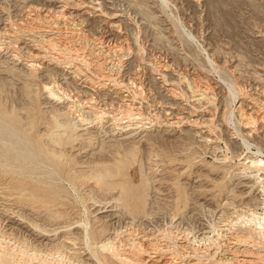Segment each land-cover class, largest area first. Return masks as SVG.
<instances>
[{
  "label": "rangeland",
  "instance_id": "rangeland-1",
  "mask_svg": "<svg viewBox=\"0 0 264 264\" xmlns=\"http://www.w3.org/2000/svg\"><path fill=\"white\" fill-rule=\"evenodd\" d=\"M0 42V118L34 154L0 146V243L86 257L119 230L130 255L162 246L180 264L183 245L264 264L239 242L264 218V172L241 165L263 157L264 125L237 110L264 116V0H0ZM74 101L90 128H74ZM103 169L117 184L92 178Z\"/></svg>",
  "mask_w": 264,
  "mask_h": 264
},
{
  "label": "bare ground",
  "instance_id": "bare-ground-1",
  "mask_svg": "<svg viewBox=\"0 0 264 264\" xmlns=\"http://www.w3.org/2000/svg\"><path fill=\"white\" fill-rule=\"evenodd\" d=\"M60 11V10H59ZM58 12V11H57ZM85 12V11H84ZM40 15V13H39ZM38 17V16H37ZM39 21V20H38ZM39 24V23H38ZM55 24V23H54ZM51 26V25H50ZM114 26V25H113ZM61 36V35H60ZM51 39V37H50ZM1 43V42H0ZM37 45V44H36ZM41 45V44H39ZM41 47V46H40ZM38 48V47H37ZM103 48V47H102ZM33 49V48H32ZM39 49V48H38ZM34 49V56L36 57H42L40 54V49ZM68 49V48H67ZM44 50V49H43ZM66 50V49H65ZM42 51V49H41ZM32 52V51H31ZM44 52V51H43ZM33 53V52H32ZM63 57V56H62ZM71 57V56H70ZM36 59V58H35ZM40 59V58H39ZM56 60V59H55ZM67 60V59H66ZM86 61V60H85ZM89 61V60H88ZM83 62V61H82ZM84 64V63H83ZM90 65V64H89ZM34 66V64H33ZM82 67V66H81ZM32 69V68H31ZM43 69V68H42ZM77 69V68H76ZM37 70V69H36ZM39 71V70H38ZM102 72V71H101ZM35 73V72H34ZM76 73V72H75ZM79 74V73H78ZM104 75V74H103ZM90 77V76H89ZM97 77V76H96ZM108 78V77H107ZM113 78V77H112ZM92 80V79H91ZM90 80V81H91ZM94 81V80H93ZM116 81V80H115ZM98 82V81H97ZM112 82V81H111ZM89 83V82H88ZM107 84V83H106ZM115 85V84H114ZM127 88V87H126ZM49 89V88H48ZM52 89V88H51ZM124 89V87H123ZM47 91V90H46ZM53 91V90H52ZM201 92V91H200ZM54 93V92H53ZM207 93V92H206ZM132 94V93H131ZM59 95V94H58ZM244 95V94H243ZM49 96H50V90H49ZM52 96V94H51ZM57 96V95H55ZM138 96V95H137ZM80 97V96H79ZM82 97V96H81ZM136 97V96H135ZM206 97V96H205ZM245 97V96H244ZM56 98V97H55ZM60 98V97H59ZM247 98V97H246ZM57 99V98H56ZM248 99V98H247ZM61 100V99H60ZM59 100V101H60ZM81 100V99H80ZM79 102V101H78ZM245 98L242 99V102L238 105L239 107H237L238 109V112H240V118H241V121L240 122H243V124H245V127L246 128H249L250 131H253V130H256L258 128V126L262 125L261 123H263L264 125V116H261V117H254V116H251V114H249V110L247 108V106L245 105ZM256 102V101H255ZM262 102H264L262 100ZM130 104V103H129ZM72 107H74V109L72 108V110H74L76 113H78V115L80 116V119H78V121L74 122L75 126L74 128L76 130H86L87 128H90V127H86V128H83L85 127L84 125H91L92 122H86L89 117L90 114L94 115L93 113H91V111L83 109L82 106H80L79 104H75V101L72 102L71 104ZM84 106V104H83ZM122 106V105H121ZM69 107V106H68ZM71 108V107H70ZM69 108V109H70ZM100 108V107H99ZM128 108V107H127ZM106 109V108H105ZM72 110H71V113H72ZM128 110V109H127ZM226 110V109H225ZM256 111V109H255ZM100 112V111H99ZM134 112V111H133ZM253 112V111H252ZM258 112V111H257ZM75 113V114H76ZM90 113V114H89ZM97 113V112H96ZM255 113V112H254ZM264 113V112H263ZM67 114H70V112H65V115ZM73 114V113H72ZM71 114V115H72ZM77 115V114H76ZM77 115V116H78ZM90 115V116H92ZM96 115V114H95ZM132 115V114H131ZM170 115V114H169ZM239 115V114H238ZM70 116V115H69ZM74 116V115H73ZM102 116V115H101ZM224 116V115H223ZM63 117V116H62ZM168 117V115H167ZM73 118V117H72ZM101 118V117H100ZM109 118V117H108ZM224 118V117H223ZM239 118V119H240ZM261 118V119H260ZM76 119V118H75ZM178 119V118H177ZM73 120V119H72ZM116 120V118H115ZM180 120V119H179ZM196 120V119H195ZM260 120V121H259ZM86 122V123H81L79 124L78 122ZM197 121V120H196ZM133 122V121H132ZM170 122V121H169ZM168 122V123H169ZM179 122V121H178ZM188 122V121H187ZM190 122V121H189ZM188 122V123H189ZM2 119L0 118V146L2 143H5L6 145H9V152L10 154H15V151L18 152L20 155H22L23 157H25V159L27 158H31L34 154L31 153V150L29 149V145L27 142H25L22 138L19 137V135L17 136L16 133L14 131H11L9 130L8 126H5L4 124H2ZM99 123V122H98ZM174 123L171 122L170 124L168 125H172ZM191 123V122H190ZM259 123V124H258ZM137 124V123H136ZM136 124H133V123H130L128 124L127 126H124V127H121V129L119 128V130L122 132H124V134L122 135V139L123 141L124 140H132L134 139L135 137V134L136 132L139 130V124L136 125ZM149 124V123H148ZM199 124V123H198ZM197 124V125H198ZM121 125V124H120ZM154 125V124H153ZM252 125V127L250 126ZM135 126V127H134ZM166 126V125H165ZM173 126V125H172ZM171 126V127H172ZM177 126V125H176ZM244 126V125H243ZM81 127V128H80ZM143 127V126H141ZM261 127V126H260ZM65 128V127H64ZM67 128V127H66ZM68 130V129H67ZM258 130V129H257ZM139 134V133H138ZM121 139V140H122ZM209 140V139H208ZM214 140V139H213ZM134 141V140H133ZM131 143H133L131 141ZM207 143V142H206ZM134 144V143H133ZM137 146V145H136ZM14 147H17L14 148ZM54 147V146H53ZM135 147V145H134ZM120 149V148H119ZM134 150L135 148H132L131 150H129L131 153V155H134ZM61 152V151H60ZM259 153V152H258ZM256 153L257 155L255 157H252L250 158L251 161L249 162H246V163H241V165L245 168H250V169H255L257 172H264V155L263 157L262 156H259V154ZM262 153V152H261ZM254 156V155H253ZM33 158V157H32ZM248 158V157H247ZM246 158V159H247ZM226 159V158H225ZM102 162V161H101ZM96 168V167H95ZM239 168V167H238ZM94 169V168H93ZM241 170V169H240ZM95 171V170H94ZM94 178V180L96 179L97 182L101 183V185H105V184H109V185H113V184H117L116 182H109L107 183L106 180L108 178H114V175L113 174H108L104 169L101 171V172H96V174H92ZM91 178V177H90ZM91 178V179H92ZM85 179V178H83ZM112 180V179H110ZM90 182V181H89ZM92 182V181H91ZM262 187V186H261ZM149 187L147 186V189ZM262 189H264V185L262 187ZM119 191L121 192V194H125V189L123 187L119 188ZM123 194V195H124ZM125 196V195H124ZM129 196L131 197L130 198V201H127L125 200L127 203L126 205L127 206H131V208H134L136 210H139L141 211L144 206H145V203H146V200H145V196H144V193H141L139 196L137 195V192L136 191H133V190H129ZM121 197V196H120ZM117 199V198H116ZM124 199H126L124 197ZM135 202L133 203L134 206L131 205V202ZM119 204V203H118ZM123 207V206H122ZM105 213V212H104ZM110 213V212H109ZM119 213V212H118ZM107 215V214H106ZM119 215V214H118ZM57 216V215H56ZM254 216V215H253ZM108 217L107 216H101L100 218H106ZM123 218V217H122ZM245 219V217H242ZM252 218V217H251ZM261 218V217H259ZM253 219V220H248L247 222H245V235H244V239L243 240H240L239 242L242 243L243 246H246V247H249V248H252V249H255L256 253L260 254V256H262L263 254L261 253H264V218L262 219ZM107 219V218H106ZM153 219V218H152ZM155 219V218H154ZM135 220V219H134ZM136 221V220H135ZM246 221V220H245ZM244 222V221H243ZM250 222V224L248 225V223ZM132 227V226H131ZM242 228V227H241ZM242 228V229H243ZM130 229V228H129ZM79 230V229H78ZM136 230V229H135ZM128 231V230H127ZM164 231V230H163ZM125 232V231H124ZM135 232V231H134ZM122 233L123 232H120L119 230H116L112 235H109L107 236L105 239L101 240L100 242H95V244L93 245V247L90 248L91 250V255L88 254V256L84 257L82 255H79L78 254V250L76 252H71V254H68V252H63L62 253H58L57 255L56 254H53L50 256L49 254L44 258V256H41L43 257V259L41 257H38V258H41L40 260L32 257L33 255H30L27 252L25 253V250H23L22 248L17 251L20 247L17 246V250L14 249L16 248L15 247H12L10 245L6 243H0V264H170V261H173V260H170L169 263H167V261H164L163 257H159L157 255H153V254H157L159 253L160 251L164 250V247H159V246H156V244H152V246H156L154 247V249L157 251V252H148L149 249H147L146 245L144 246V244H140L134 246L136 247V249L134 250V247L133 249L130 251V252H135L134 254L130 255L128 254V250L124 249L121 245V242L123 241L122 239ZM159 233V232H158ZM168 233V232H167ZM171 233V232H170ZM75 234V233H74ZM126 234V233H125ZM133 234V233H132ZM155 234V233H154ZM47 235V234H46ZM66 235V234H65ZM145 235V234H144ZM158 235V234H157ZM171 235V234H170ZM174 235V234H173ZM126 236V235H125ZM142 236V235H140ZM167 236V235H166ZM2 237V236H1ZM4 237V236H3ZM130 237V236H129ZM129 237L127 239H129ZM156 237V236H155ZM171 237V236H170ZM220 237V236H219ZM139 238V237H138ZM1 239V238H0ZM12 239V238H11ZM63 239V238H62ZM77 239V238H75ZM154 239V238H153ZM157 239V238H156ZM155 239V241H156ZM163 239V238H162ZM167 239V238H166ZM177 239V238H176ZM221 239L218 238V240ZM2 240V239H1ZM133 240V239H132ZM135 240V239H134ZM191 240V239H190ZM127 241V240H126ZM143 241V240H142ZM178 241V240H177ZM137 242V241H136ZM152 242V241H150ZM154 242V241H153ZM170 242V241H169ZM172 242V241H171ZM160 243V242H159ZM189 243V242H188ZM61 244V243H59ZM74 244V242H73ZM76 244V243H75ZM123 244V242H122ZM125 244V243H124ZM158 244V243H157ZM191 244V243H190ZM224 244V243H223ZM238 244V243H237ZM13 245V244H12ZM19 245V244H17ZM25 245V244H24ZM132 245V244H131ZM134 245V244H133ZM132 245V246H133ZM175 245V244H174ZM177 245V244H176ZM194 245V244H193ZM192 245V246H193ZM166 246V245H165ZM171 246V245H170ZM24 247V246H23ZM61 247V246H60ZM126 247V246H125ZM130 247V246H129ZM173 247V246H172ZM183 245H181L180 247H177L175 246L174 249H173V253L176 255V257H180L182 258L181 263L180 264H205L203 263V259L205 257H207L208 260H210V264H236V256H237V253H236V256L234 257H228L226 255H222L221 257H217V254H218V251L215 253H205L204 252H201L199 249H194V252H189L188 250L186 251L185 248L187 249L188 247H185L183 249ZM218 247V246H217ZM74 248L77 249V247L75 246ZM150 248V247H149ZM167 248V247H166ZM202 248V247H201ZM209 248V247H208ZM234 248V247H233ZM79 249V248H78ZM127 249H128V246H127ZM181 249L183 250V252L181 251ZM242 249V248H241ZM248 249V248H247ZM64 250V249H63ZM16 251V252H15ZM127 251V252H126ZM151 251V250H150ZM153 251V250H152ZM214 251V250H213ZM245 251V250H244ZM251 251H254V250H251ZM254 251V252H255ZM56 252V251H55ZM164 252V251H163ZM162 252V253H163ZM210 252V251H209ZM228 252V251H227ZM235 252V251H234ZM238 252V251H237ZM248 252H249V249H248ZM253 252V253H254ZM82 253V252H81ZM137 253V254H136ZM161 253V254H162ZM172 253V252H171ZM246 253V252H245ZM51 254V253H50ZM87 254V253H86ZM160 256H163L161 255ZM164 254V253H163ZM235 254V253H234ZM258 254H255L256 256ZM36 255V254H35ZM34 255V256H35ZM39 255V254H38ZM45 255V254H44ZM172 255V254H171ZM174 255V256H175ZM233 255V254H232ZM250 255V254H249ZM136 256V257H135ZM244 256V255H243ZM173 257V256H172ZM176 257H173V258H176ZM248 257V256H246ZM250 257V256H249ZM166 258V256H165ZM170 258V257H169ZM188 258H192V259H195L197 260L196 263H190L191 261L187 260ZM242 258V257H241ZM259 258V257H258ZM167 259V258H166ZM165 259V260H166ZM168 260V259H167ZM177 260V259H176ZM178 260V261H179ZM243 260V259H242ZM248 260V259H247ZM246 260V261H247ZM186 261V262H184ZM207 261V260H206ZM245 261V260H244ZM250 261V260H248ZM260 261V260H258ZM176 262V261H175ZM239 260L237 261V264H238ZM243 263V261H241ZM251 262V261H250ZM257 262V261H256ZM240 263V264H242ZM245 263V262H244ZM243 263V264H244ZM172 264V263H171ZM174 264V263H173ZM175 264H179L178 262H176ZM208 264V263H207ZM247 264V263H246Z\"/></svg>",
  "mask_w": 264,
  "mask_h": 264
}]
</instances>
